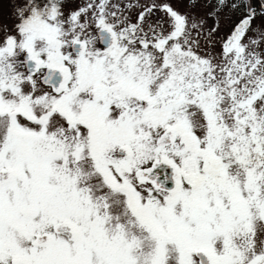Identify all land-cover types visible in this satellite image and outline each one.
<instances>
[{"label": "snow or ice", "instance_id": "1", "mask_svg": "<svg viewBox=\"0 0 264 264\" xmlns=\"http://www.w3.org/2000/svg\"><path fill=\"white\" fill-rule=\"evenodd\" d=\"M0 264H264V0H0Z\"/></svg>", "mask_w": 264, "mask_h": 264}, {"label": "rangeland", "instance_id": "2", "mask_svg": "<svg viewBox=\"0 0 264 264\" xmlns=\"http://www.w3.org/2000/svg\"><path fill=\"white\" fill-rule=\"evenodd\" d=\"M251 3H252V6L254 8H256L257 11H259V8H260V0H251ZM181 10H183V8H181ZM3 20L6 23H9V24L12 23L11 19L9 18V15H8L7 5H5V11H4Z\"/></svg>", "mask_w": 264, "mask_h": 264}]
</instances>
